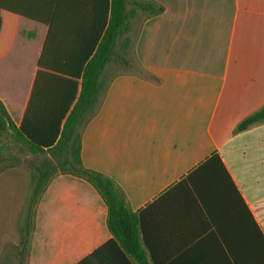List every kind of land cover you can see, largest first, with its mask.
Masks as SVG:
<instances>
[{
  "label": "crops",
  "instance_id": "crops-1",
  "mask_svg": "<svg viewBox=\"0 0 264 264\" xmlns=\"http://www.w3.org/2000/svg\"><path fill=\"white\" fill-rule=\"evenodd\" d=\"M149 1L162 10L130 19L129 64L106 65L79 128L82 163L137 213L146 264H260L264 121L236 127L264 105V0ZM46 30L19 15L0 58V101L16 124ZM213 152L219 160L205 161ZM29 187L24 161L0 169V264H16ZM25 264L139 263L109 230L95 187L59 174L35 206Z\"/></svg>",
  "mask_w": 264,
  "mask_h": 264
},
{
  "label": "trees",
  "instance_id": "trees-1",
  "mask_svg": "<svg viewBox=\"0 0 264 264\" xmlns=\"http://www.w3.org/2000/svg\"><path fill=\"white\" fill-rule=\"evenodd\" d=\"M0 0V58L9 51L24 16L47 26L21 117L16 124L0 101V135H8L27 151L40 155L29 161V193L19 223L16 264H25L33 229L34 211L47 183L70 174L95 187L107 206V226L139 264L145 255L138 241V215L113 180L83 165L79 128L94 113L107 82L110 61L129 64L127 34L137 10L157 14L161 6L149 0ZM264 121V105L241 120L243 130ZM0 153L3 148L0 145ZM0 169L19 158L0 155ZM219 160L216 152L205 161ZM256 236L254 232V242ZM260 264H264V235L259 234Z\"/></svg>",
  "mask_w": 264,
  "mask_h": 264
},
{
  "label": "rangeland",
  "instance_id": "rangeland-1",
  "mask_svg": "<svg viewBox=\"0 0 264 264\" xmlns=\"http://www.w3.org/2000/svg\"><path fill=\"white\" fill-rule=\"evenodd\" d=\"M31 48H29V49H31ZM114 62L115 63H119L118 60L117 61H110L109 63H114ZM2 148H3V153L2 154L0 153V155L6 156V157L14 156V157L19 158L20 161H23L22 157L25 154H28V151L20 143L15 142L11 138L10 139L9 138L5 139V141H4L3 145H2ZM31 156H33V157H31L30 159L25 160L26 164L30 160L34 161V162H39L40 159H41L40 155L32 154ZM7 163H9V160L0 162V165H4V164H7Z\"/></svg>",
  "mask_w": 264,
  "mask_h": 264
},
{
  "label": "water",
  "instance_id": "water-1",
  "mask_svg": "<svg viewBox=\"0 0 264 264\" xmlns=\"http://www.w3.org/2000/svg\"><path fill=\"white\" fill-rule=\"evenodd\" d=\"M25 162V160H23Z\"/></svg>",
  "mask_w": 264,
  "mask_h": 264
}]
</instances>
